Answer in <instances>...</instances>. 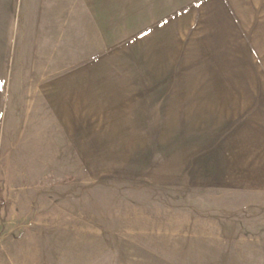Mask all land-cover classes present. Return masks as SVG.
Returning <instances> with one entry per match:
<instances>
[{
  "label": "rangeland",
  "instance_id": "374dc122",
  "mask_svg": "<svg viewBox=\"0 0 264 264\" xmlns=\"http://www.w3.org/2000/svg\"><path fill=\"white\" fill-rule=\"evenodd\" d=\"M63 7L0 0V264H264V197L226 179L192 186L206 183L189 165L205 150L203 133H161L166 148H123L109 146L112 133L87 132L76 147L40 110L25 130L22 109L8 114L6 103L32 79L51 65L62 74L80 57L77 0L67 33ZM173 159L184 161L187 180L148 179L151 165Z\"/></svg>",
  "mask_w": 264,
  "mask_h": 264
},
{
  "label": "crops",
  "instance_id": "0c3cea01",
  "mask_svg": "<svg viewBox=\"0 0 264 264\" xmlns=\"http://www.w3.org/2000/svg\"><path fill=\"white\" fill-rule=\"evenodd\" d=\"M62 3L67 33L72 0ZM77 5L80 57L62 74L51 65L41 82L32 79L24 97L6 103L8 114L22 109L17 123L25 130L40 110L76 147H85L79 142L87 132L112 133L109 146L123 148H166L161 133H203L205 150L191 154L189 165L206 183L192 186L210 188L226 179L239 192L264 197V0ZM183 163L151 165L148 179L187 180Z\"/></svg>",
  "mask_w": 264,
  "mask_h": 264
},
{
  "label": "built area",
  "instance_id": "2783aa9c",
  "mask_svg": "<svg viewBox=\"0 0 264 264\" xmlns=\"http://www.w3.org/2000/svg\"><path fill=\"white\" fill-rule=\"evenodd\" d=\"M1 206H2V198L0 196V209H1Z\"/></svg>",
  "mask_w": 264,
  "mask_h": 264
}]
</instances>
